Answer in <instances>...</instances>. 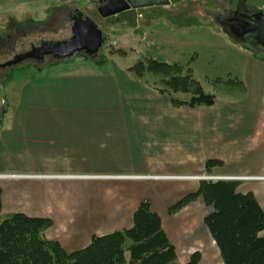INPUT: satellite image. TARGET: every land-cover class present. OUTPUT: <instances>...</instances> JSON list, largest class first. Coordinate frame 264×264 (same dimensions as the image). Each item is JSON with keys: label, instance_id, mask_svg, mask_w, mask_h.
Here are the masks:
<instances>
[{"label": "crops", "instance_id": "obj_1", "mask_svg": "<svg viewBox=\"0 0 264 264\" xmlns=\"http://www.w3.org/2000/svg\"><path fill=\"white\" fill-rule=\"evenodd\" d=\"M36 1L61 2L0 0V5L17 8L14 6ZM72 4L70 12H80L75 1ZM67 22L72 25L70 17ZM66 31L70 33L68 28ZM224 35L235 49V70L227 73V78L237 86H227L234 94L212 106L173 107L169 97L159 94L145 77L137 78L130 71L132 66L110 64V58L38 68L13 98L10 110L8 105L0 124V176H14L6 181L19 184L13 189L0 186V210L4 211L5 197L12 191L15 199L21 195L39 203L38 214L16 213L51 220L56 214L89 218L95 213H85L87 209L77 202L100 200L99 194L107 191L108 212L96 216H112L113 223L115 218L128 216L130 228L138 203L144 199L151 203L159 196L164 206L156 209L151 203V209L175 247L167 223L179 211L171 218L160 211L194 193L201 182L194 178L207 175L237 178V192L251 194L264 213V50L245 51ZM95 87L107 93L90 96L89 90ZM82 92L89 96H78ZM207 160L220 161L221 166L206 172ZM79 169L109 171H71ZM132 200L138 202L134 208L127 204ZM52 201L76 203L46 210L44 204ZM91 228L61 231L68 239L50 237V228L46 237L72 252L68 250L85 248L92 236H97V229ZM209 247L213 261L222 264L211 238ZM175 250L180 263L199 252L193 247L180 253ZM199 254L203 264V254Z\"/></svg>", "mask_w": 264, "mask_h": 264}, {"label": "rangeland", "instance_id": "obj_2", "mask_svg": "<svg viewBox=\"0 0 264 264\" xmlns=\"http://www.w3.org/2000/svg\"><path fill=\"white\" fill-rule=\"evenodd\" d=\"M74 1L76 8L90 18L100 28L104 36L101 47L95 52L97 59L108 60L110 58V64L124 68L131 67L139 61L151 60L177 65L181 68V75H189L198 82L205 94L215 96V100L223 101L227 95L234 94V91L227 88L231 84L226 82L228 81L227 77H229L227 73L235 70L233 68L235 49L227 36L224 35L223 28L219 23L223 22L222 19L230 9H234L239 4L240 0H184L182 3L168 7L139 11L142 17L134 18L133 22L114 18L103 20L95 11L98 0H67L66 3L63 1V4H60L61 2L36 1L14 6L17 8L3 4L0 5V64H5L13 57L26 53L42 42L69 39L71 26L67 22V17H69L70 9H73L72 5L74 4L72 2ZM243 3L244 8L252 6L257 11L264 13V0H244ZM11 21H29L33 24H30V27L28 26L30 29L27 27V31L21 34L14 31L13 27L11 28V24H9ZM67 28L70 33L66 31ZM85 59H88L85 55L75 53L73 56L61 60H54L51 56H45L44 61L40 63L27 60L4 67L3 70H0V99H6L10 110L13 98L29 81L28 78L37 73L38 68L49 67L54 64L75 63V60L80 62ZM145 79L154 89H164L159 76L146 74ZM105 93L107 91L102 87L89 90V95L93 97H103ZM85 94L87 93L82 92L78 96L83 97ZM96 94L99 95L96 96ZM175 96L183 101L189 98V94L178 93ZM1 106L2 103L0 108ZM71 171L104 173L109 170L79 169ZM2 179H0L1 187L5 184L7 189H13L17 185L14 181H6L12 180V177H2ZM11 193L12 191L9 192L8 199L5 197L7 201L4 204V211L0 210V221L16 212H23L27 215L38 214L36 204L39 203L37 201H30L21 195L15 199ZM99 195L100 200L77 202L81 207L87 209L85 213H95L93 214L95 216L89 218L83 216L61 217L56 214L52 217L53 220L50 219L54 223L52 222L49 236H60L68 239L69 235L63 234L61 231L68 232L72 229L90 226L91 229H97L95 231L97 236L129 228L128 216L115 218V223H113L114 217L112 216H96L97 212L104 214L108 212L105 210L109 203L108 192H101ZM69 203L76 202L52 201L51 204L46 202L44 205L46 210L51 211L52 207L61 204L66 207ZM137 203L135 200L127 201L128 207L131 208H134ZM151 203H154L156 209H159L158 207L164 206L165 202L159 196H154ZM187 206L183 208L184 210L182 209L183 211L180 210L174 218L171 216L175 213L168 214L172 220L170 224L167 223V229L173 236L177 251L180 253V251L184 252L193 247L203 254V264H218V262L213 261L212 250L209 247L210 236L209 234L206 235L202 223L203 217L210 213V209L206 208L199 199ZM97 207L100 210L96 211L95 208ZM166 209L160 211L164 216L168 213ZM53 212L55 211L53 210ZM177 230L180 233H177ZM183 234L185 235L183 236ZM263 235L264 233L260 234V236ZM180 239H182L181 242ZM125 255L127 258L128 254Z\"/></svg>", "mask_w": 264, "mask_h": 264}, {"label": "trees", "instance_id": "obj_3", "mask_svg": "<svg viewBox=\"0 0 264 264\" xmlns=\"http://www.w3.org/2000/svg\"><path fill=\"white\" fill-rule=\"evenodd\" d=\"M9 24L21 34L30 27L29 21H11ZM223 32L228 35L224 29ZM234 41L245 51H262L253 39ZM2 65L0 70L4 68ZM130 71L137 78L146 74L159 76L164 89L155 90L167 95L173 107L215 104V96L205 94L189 75H181V68L177 65L155 60L139 61ZM226 83L237 86L234 80ZM178 93L189 94V98L180 100L175 96ZM216 166L220 167L221 162H205L206 172ZM196 199L210 209L202 223L222 264H264V236H260L264 232V213L251 194L238 193L234 181H201L194 193L169 207L168 214L177 213ZM51 227L49 218L29 217L22 213L6 216L0 221V264H200L199 252H193L185 263L178 261L175 247L162 229L160 217L152 211L151 203L146 199L138 203L130 228L92 236L87 247L76 251L67 252L57 241L48 239L46 232Z\"/></svg>", "mask_w": 264, "mask_h": 264}, {"label": "water", "instance_id": "obj_4", "mask_svg": "<svg viewBox=\"0 0 264 264\" xmlns=\"http://www.w3.org/2000/svg\"><path fill=\"white\" fill-rule=\"evenodd\" d=\"M142 1V2H141ZM119 0L116 5L96 9L98 15L103 19L115 17L129 10H140L151 7H164L176 5L183 0ZM232 22L226 32L229 37L242 41L245 37H252L255 44L264 50V13L257 12L247 18L237 11L232 17L227 18ZM102 45V32L100 28L86 15L79 14L72 19L71 38L57 42L41 43L24 54L13 57L3 64V67L13 66L30 60L37 63L43 62L45 56H51L54 60L66 59L75 53L83 54L88 59L96 58L95 52ZM7 101L4 98L0 108V123L7 111Z\"/></svg>", "mask_w": 264, "mask_h": 264}, {"label": "flooded vegetation", "instance_id": "obj_5", "mask_svg": "<svg viewBox=\"0 0 264 264\" xmlns=\"http://www.w3.org/2000/svg\"><path fill=\"white\" fill-rule=\"evenodd\" d=\"M118 1L119 0H98V4H97V7L95 8V11L98 8L106 7L107 5H116V4H118ZM146 2H150V1L149 0H146ZM182 2H180V3H182ZM243 2H244V0H240L239 1V4H237V6H235L234 9H232V10L230 9V11L227 13V15L222 19L223 22L222 23H219V25H221V27L226 32L229 30L230 25L232 24V22H228L227 21V18L228 17H232L236 11L239 14L245 15L247 18L251 17L253 14H255V13L258 12L252 6L247 7V8H244L243 7L244 6V3ZM169 6H172V5H169ZM164 7H166V6H164ZM153 8H161V7H151V8H145V9H140V10H129V11L123 12V13H121V14L115 16V17H112V18H114V19H123V20H127L129 22H133L134 18L142 17V15L139 13V11L147 10V9H153ZM78 13H79L78 11H74V10L72 12H70V14H69L70 19L72 20L75 16L79 15ZM125 17H126V19H125ZM112 18H109V19H112ZM103 20L106 21L107 19H103ZM216 20H218V18H216ZM248 40H252V37H249V36L248 37H245L242 41H248ZM38 46H40V45H38Z\"/></svg>", "mask_w": 264, "mask_h": 264}, {"label": "built area", "instance_id": "obj_6", "mask_svg": "<svg viewBox=\"0 0 264 264\" xmlns=\"http://www.w3.org/2000/svg\"><path fill=\"white\" fill-rule=\"evenodd\" d=\"M2 177H8V176H0V179H2ZM9 177H14V176H9ZM184 179H188V178H184ZM195 179H199V180H209V181H227V180H238L237 178H225V177H199V178H195Z\"/></svg>", "mask_w": 264, "mask_h": 264}]
</instances>
